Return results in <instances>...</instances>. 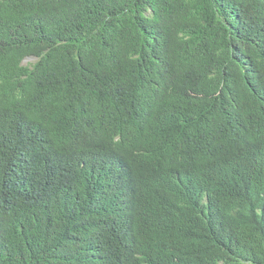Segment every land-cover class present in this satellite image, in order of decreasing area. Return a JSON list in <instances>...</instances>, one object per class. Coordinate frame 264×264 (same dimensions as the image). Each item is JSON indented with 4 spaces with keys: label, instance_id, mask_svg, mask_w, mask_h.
Wrapping results in <instances>:
<instances>
[{
    "label": "trees",
    "instance_id": "1",
    "mask_svg": "<svg viewBox=\"0 0 264 264\" xmlns=\"http://www.w3.org/2000/svg\"><path fill=\"white\" fill-rule=\"evenodd\" d=\"M263 137L264 0H0V264H105L112 200L172 264H264Z\"/></svg>",
    "mask_w": 264,
    "mask_h": 264
},
{
    "label": "clouds",
    "instance_id": "2",
    "mask_svg": "<svg viewBox=\"0 0 264 264\" xmlns=\"http://www.w3.org/2000/svg\"><path fill=\"white\" fill-rule=\"evenodd\" d=\"M257 141L264 144V137L257 139ZM133 171V167L127 168L120 164L108 168L105 175L114 181L111 197L114 196L115 189L121 188L122 191L119 195H124L135 188ZM75 219L78 221L75 228L77 229L79 241L89 251L95 252L98 255V259L102 255L103 257L100 258L105 264H146L145 258L155 252V244H161L172 249V254L170 255L161 254L157 256L154 259L155 264H172L174 260L171 255L179 253V248L181 247L178 237L177 239H159V241H156L157 243L154 242L155 244H152V247L142 244L141 239L148 234L139 230V211L124 208L118 200H112L105 208L97 206L83 208L77 212ZM165 228L164 226H159L157 233L165 231ZM100 230H106V234L117 237L115 248L111 251H106L99 247L98 235H100ZM183 237L184 235L180 233L181 240H183ZM89 242H95L96 248L90 249ZM60 259L61 264H63V252L60 255ZM73 264H80V262Z\"/></svg>",
    "mask_w": 264,
    "mask_h": 264
},
{
    "label": "rangeland",
    "instance_id": "3",
    "mask_svg": "<svg viewBox=\"0 0 264 264\" xmlns=\"http://www.w3.org/2000/svg\"><path fill=\"white\" fill-rule=\"evenodd\" d=\"M34 60H35V59H34L33 57H27L26 59H24V60L22 61V64H23V65H27V64L33 63Z\"/></svg>",
    "mask_w": 264,
    "mask_h": 264
}]
</instances>
